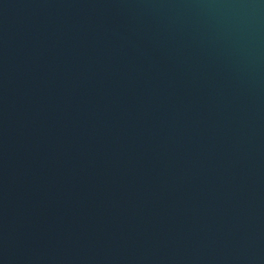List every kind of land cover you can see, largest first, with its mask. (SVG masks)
Listing matches in <instances>:
<instances>
[{
  "label": "water",
  "instance_id": "water-1",
  "mask_svg": "<svg viewBox=\"0 0 264 264\" xmlns=\"http://www.w3.org/2000/svg\"><path fill=\"white\" fill-rule=\"evenodd\" d=\"M0 264H264V0H0Z\"/></svg>",
  "mask_w": 264,
  "mask_h": 264
}]
</instances>
